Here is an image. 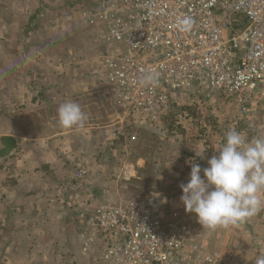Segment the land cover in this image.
Segmentation results:
<instances>
[{"label": "built area", "instance_id": "2783aa9c", "mask_svg": "<svg viewBox=\"0 0 264 264\" xmlns=\"http://www.w3.org/2000/svg\"><path fill=\"white\" fill-rule=\"evenodd\" d=\"M79 9L102 46L97 75L134 124L157 125L190 97L221 99L243 119L264 108V0H86ZM164 208L152 194L88 205L76 216L83 252L95 264H229Z\"/></svg>", "mask_w": 264, "mask_h": 264}, {"label": "crops", "instance_id": "0c3cea01", "mask_svg": "<svg viewBox=\"0 0 264 264\" xmlns=\"http://www.w3.org/2000/svg\"><path fill=\"white\" fill-rule=\"evenodd\" d=\"M1 15L3 14H0V18ZM78 16L76 24L81 28L83 21L80 14ZM36 18L37 15L33 12V15L26 19L27 25L30 26ZM17 20H19L18 14L15 16V21ZM61 23L59 32L49 33L50 31H47L50 35H46L44 43L39 41L38 37L41 38V36L34 33L33 27V35L39 42H35L32 33L28 32L31 35L28 39L29 43H20V39H15L10 49L9 47L5 49L3 45L5 29L0 24V213L6 209L12 213L20 209L26 212L31 211L33 213L31 223L33 243L42 242L36 239L40 236L45 237L46 241L52 239L62 227L56 222L54 213L57 210L61 214H66V212L68 214L69 209L66 206H69V198L65 201L67 202L65 206L62 204V206H55L53 196L58 195L63 201L66 195L71 198L72 185L80 181L76 179L75 172L79 168H84L82 163L86 162L85 157L84 159L82 157V150L86 147L84 133L89 130L109 128V125L101 126L99 123L101 121L97 117L99 112L94 109L90 114L87 112L88 108L91 110L88 101L98 92L100 85L97 76L100 70L98 62L100 53L94 50L93 41L85 43L80 41V38H84L81 31L74 32L78 41L67 39L70 28L65 26L69 24L65 22L64 26L62 16ZM15 29L17 28L13 29V36L18 38L20 34ZM78 32H81V37ZM56 38H60V41L58 42ZM5 51H7V56L4 55ZM4 56L9 60V65L4 63ZM9 67L10 70H8ZM26 83L27 87H25ZM5 84L8 85L6 91H4ZM4 100H10L11 105L16 104V109L20 101H27L26 106L31 123L28 126L21 123V119L17 118L20 116L19 110L16 116L9 114L5 116ZM67 101L80 105L86 117L82 127L63 128L59 125L57 110L62 103ZM224 107L223 111L228 114L225 115L229 119H225L222 125L214 127L207 125L206 140H186L185 136L193 129L182 127L185 139H179V148L183 149L181 154L183 155L188 150L187 154L193 157V162L190 163L196 162L202 169L208 166L207 160L218 152L230 130L241 133L248 142L254 138H264V108H260L256 116L243 119L235 108ZM37 110L39 114H34L40 116V119L36 117L34 120L33 111ZM111 116H116L120 122L123 120V116L118 112L109 115ZM254 118L257 119V124L252 126L250 121ZM117 125L119 127L120 123ZM118 127L115 129L118 130ZM114 132L110 134L114 136ZM3 138L14 139L15 148L2 153ZM74 139L77 141L76 158H73L74 152L69 147ZM70 161L73 165H70ZM96 163L97 161H92L91 165ZM182 163L187 164V160L181 158L179 164L182 165ZM73 166L76 167L73 168ZM189 169L191 171V166ZM9 171L12 172L10 175ZM161 194L163 193H158L156 198L159 202L165 203ZM25 195L28 196L29 201H31L29 197L33 196L35 203L27 202V205L21 203L23 205L20 206L18 202ZM181 195L180 188L176 198L178 204L180 203L178 208L184 211L180 202ZM7 198L10 199L9 203H7ZM261 199L264 200V189L261 190ZM189 219L188 223L198 239L217 257L230 259L229 264L235 258L239 260V263L236 261L235 264H247L244 260L249 258H253L254 263L258 256L264 255V206L256 215L228 228L218 227L215 230H208L197 223L194 215L189 214ZM5 224L7 227H13L12 223L4 220L0 214V228ZM14 227L17 228V226Z\"/></svg>", "mask_w": 264, "mask_h": 264}, {"label": "rangeland", "instance_id": "374dc122", "mask_svg": "<svg viewBox=\"0 0 264 264\" xmlns=\"http://www.w3.org/2000/svg\"><path fill=\"white\" fill-rule=\"evenodd\" d=\"M82 3L85 5L86 0H0V14H3L0 24L5 29L2 39L5 49L8 47L10 49L15 39H20V43H29L28 39L31 35L28 32L33 35L34 29V33L41 36V38L38 37L39 41L44 43L46 35H50L47 34V31H50L49 33L59 32L62 16L64 26L69 24L65 27L70 28L66 38L78 41L74 32L81 31L84 38H80V41L84 43L93 41L94 50L101 55L102 46L96 40L93 31L88 29L84 23L81 28L76 24L80 14L79 5ZM33 12L36 13L37 18L28 26L26 19L33 15ZM15 13L19 16L17 21H15V16H17ZM14 28L19 31L20 37L13 36ZM81 32H78L80 37ZM33 39L35 42H39L35 35H33ZM56 40L59 42L60 38H56ZM4 55L7 56V51L4 52ZM5 56L4 63L9 65V60ZM98 62L100 67V59ZM98 78L100 84L98 92L88 101L91 110L88 108L87 112L90 114L92 109L99 112L97 116L101 119L99 123L101 126L107 124L109 128H99L84 133L86 147L82 150V157L83 159L85 157L86 162L84 161L82 166L87 171L86 177L72 185L71 198L66 195L63 201L60 196H53L55 206H65L67 203L65 201L69 198V206H66L69 209L68 214L67 212L61 214L57 210L54 213L56 222L62 227L58 229L57 235L52 239L46 241L43 236L35 237L42 242L33 243V225L31 224L33 213L22 209L14 213L7 209L2 211L1 217L12 223L13 227H7L5 224L0 228V264H95L93 258L83 252L81 243H79L80 229L76 219L79 211L83 212L88 205H92L94 202H116L120 199L142 197L148 194L157 197L158 193H163L161 197L165 199V203H161L165 206L164 209L179 212L190 222L189 214L178 208L180 203L178 204L176 198L180 185L188 182L189 163L193 162V157L187 154L188 150L182 155L183 149L179 148V139H185L182 127L193 129L185 136L186 140H206L207 125L213 127L222 125L225 119H229L226 116L228 114L223 111L224 106L232 107V109L235 107L228 106V103L221 99H216L214 103L213 101L211 103L201 97H190L182 102L181 106H174L172 113L157 125L134 124L129 117L123 116V111L116 104L114 96L103 84L101 78L99 76ZM6 87L8 88V85L5 84L4 91H6ZM25 87H27V83ZM26 103L27 101H20L18 109H16V104L11 105L10 100H4V115L16 116L17 110H19L20 116L17 118L28 126L31 123V117L28 114ZM93 104L95 105L92 108ZM116 112L123 116L122 122L116 116L109 117L110 114H116ZM34 113L39 114V111H33V119L35 120L36 117L40 119V116ZM42 118L44 119V117ZM255 118L254 121H250L252 126L257 124ZM118 123H120L119 127ZM116 127L119 129L116 130ZM106 130L108 131L106 132ZM113 131H115L114 136L110 134ZM117 132L119 133L117 134ZM131 137L135 139L131 140ZM76 144L77 141L74 139L73 144L69 145L74 152L73 158L77 157L75 156L77 155ZM181 158L187 160V164H179ZM92 161H97V163L91 165ZM71 164L73 165V162L70 161ZM75 167L73 166V168ZM11 173L9 171V175ZM124 174L129 178H123ZM29 199L31 201L25 195L18 203L20 206L23 205L21 203L24 205H27V202L35 203L33 196ZM7 200L9 203L10 199L7 198ZM42 219H45V215L42 216ZM236 261L235 258L232 261L233 264ZM244 261L247 264H255L253 258ZM237 262L239 263V260Z\"/></svg>", "mask_w": 264, "mask_h": 264}, {"label": "clouds", "instance_id": "9594fccd", "mask_svg": "<svg viewBox=\"0 0 264 264\" xmlns=\"http://www.w3.org/2000/svg\"><path fill=\"white\" fill-rule=\"evenodd\" d=\"M146 80L155 82L151 75ZM57 111L63 128L82 127L86 119L76 102L62 103ZM189 164L188 182L180 185V202L202 228L238 225L264 206V138L248 142L241 133L230 130L218 152L207 160V167L202 169L196 162ZM255 264H264V255L258 256Z\"/></svg>", "mask_w": 264, "mask_h": 264}, {"label": "trees", "instance_id": "16d2710c", "mask_svg": "<svg viewBox=\"0 0 264 264\" xmlns=\"http://www.w3.org/2000/svg\"><path fill=\"white\" fill-rule=\"evenodd\" d=\"M2 143H3L2 153H6L7 151L11 150L12 148H15L16 146V142L12 138H3Z\"/></svg>", "mask_w": 264, "mask_h": 264}]
</instances>
